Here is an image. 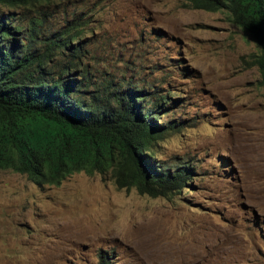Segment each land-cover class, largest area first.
Wrapping results in <instances>:
<instances>
[{"label": "rangeland", "instance_id": "374dc122", "mask_svg": "<svg viewBox=\"0 0 264 264\" xmlns=\"http://www.w3.org/2000/svg\"><path fill=\"white\" fill-rule=\"evenodd\" d=\"M187 3L55 0L35 31L33 10L0 5L25 19L20 44H49L75 23L81 52L63 48L44 69L57 75L71 62L70 78L90 82L82 96L104 86L167 93L153 157L192 170L169 198L120 190L109 174L39 187L0 170V264H264L259 45L225 10Z\"/></svg>", "mask_w": 264, "mask_h": 264}, {"label": "trees", "instance_id": "16d2710c", "mask_svg": "<svg viewBox=\"0 0 264 264\" xmlns=\"http://www.w3.org/2000/svg\"><path fill=\"white\" fill-rule=\"evenodd\" d=\"M54 1L0 0V5L33 10L27 26L35 31L44 21L41 13ZM186 1L192 9L225 10L235 25L253 36L260 49L253 64L264 87V0ZM14 15L0 14V170L25 175L39 187L59 185L83 172L109 174L118 189L134 188L151 198L179 193L192 170L157 166L153 157V146L164 132L157 114L164 110L168 94L135 87L111 92L104 86L82 96L90 82L83 73L79 79L70 78L75 68L71 62L57 75L44 69L63 48L80 41L75 23L37 47L14 38L25 20ZM77 46L74 54L81 52Z\"/></svg>", "mask_w": 264, "mask_h": 264}, {"label": "bare ground", "instance_id": "6f19581e", "mask_svg": "<svg viewBox=\"0 0 264 264\" xmlns=\"http://www.w3.org/2000/svg\"><path fill=\"white\" fill-rule=\"evenodd\" d=\"M172 264H177V263H172Z\"/></svg>", "mask_w": 264, "mask_h": 264}]
</instances>
